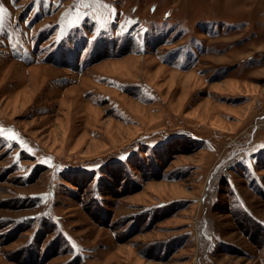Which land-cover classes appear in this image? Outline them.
I'll return each mask as SVG.
<instances>
[{
    "label": "rangeland",
    "instance_id": "374dc122",
    "mask_svg": "<svg viewBox=\"0 0 264 264\" xmlns=\"http://www.w3.org/2000/svg\"><path fill=\"white\" fill-rule=\"evenodd\" d=\"M0 6V264H264V0Z\"/></svg>",
    "mask_w": 264,
    "mask_h": 264
},
{
    "label": "snow or ice",
    "instance_id": "6c2138e0",
    "mask_svg": "<svg viewBox=\"0 0 264 264\" xmlns=\"http://www.w3.org/2000/svg\"><path fill=\"white\" fill-rule=\"evenodd\" d=\"M13 2H15V0H13ZM5 11L6 10L2 6H0V15H2ZM8 138L11 140L18 139L17 135H15V134L9 135Z\"/></svg>",
    "mask_w": 264,
    "mask_h": 264
}]
</instances>
